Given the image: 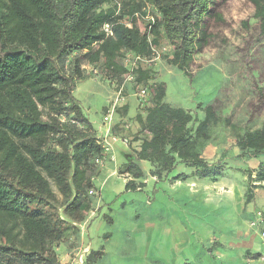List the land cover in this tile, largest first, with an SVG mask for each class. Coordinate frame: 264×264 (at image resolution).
<instances>
[{
    "label": "trees",
    "instance_id": "16d2710c",
    "mask_svg": "<svg viewBox=\"0 0 264 264\" xmlns=\"http://www.w3.org/2000/svg\"><path fill=\"white\" fill-rule=\"evenodd\" d=\"M247 2L264 36V0ZM112 3L0 0V264H58L56 246L72 224L88 216L92 200L87 193L99 175L94 160L102 150L73 97L76 84L98 70L103 79L121 85L124 54L148 58L160 39L171 48L166 64L191 77L194 56L207 41L204 20L215 0H123L119 15ZM145 6L150 15L142 10ZM135 13L146 33L135 23ZM125 15L131 27L121 22ZM147 16L152 21L142 20ZM105 25L111 36L102 30ZM133 76L134 87L148 88L134 155L151 165V176L160 180L181 166L190 175L180 173L171 181L221 177L224 158L209 163L203 157L210 128L219 123L231 129L240 155L262 153L255 169L243 171L245 203L255 189L264 191V126L241 129L229 118L219 120L211 106L203 108L199 120L165 103V85L153 80V68L138 65ZM118 175L129 178L125 191L143 187L135 184L143 174L134 162L123 164ZM100 256L90 252L86 264Z\"/></svg>",
    "mask_w": 264,
    "mask_h": 264
},
{
    "label": "crops",
    "instance_id": "0c3cea01",
    "mask_svg": "<svg viewBox=\"0 0 264 264\" xmlns=\"http://www.w3.org/2000/svg\"><path fill=\"white\" fill-rule=\"evenodd\" d=\"M124 89L126 100L113 121L111 150L96 177V180L102 177L115 179L116 183H121L120 187L118 183V190L113 191L105 203L99 199V190L105 180L97 185L93 180L94 189L99 194L91 198L96 215L86 227L83 237H79L78 229L70 230L65 240L56 246L58 263H66L78 246L86 244L91 252L101 253L95 264L100 263L113 233L95 234L93 223L97 220L95 225L105 224L111 228L121 219L123 241L130 244L126 251L129 264H261L254 256L264 254V191L257 188L249 203L244 200L246 177L243 171L256 167H227L223 176L215 180L188 178L171 181V177L180 173L190 175V169L179 166L166 178L157 180L151 176V165L137 161L134 155L140 142L141 124L138 119H144L146 106L135 98L129 83H125ZM113 96L114 91L107 105ZM90 123L96 135L105 129L102 118L97 126H93L94 122ZM126 123L130 126L128 131L123 129ZM144 133L149 134L148 131ZM124 137L129 140V145L121 141ZM115 145L119 151L128 152H121L123 164H143L144 167H139L143 177L135 180V184L143 183L140 190L125 191L129 179L118 175L123 164L116 158L115 147L112 148ZM116 183L111 185L114 187ZM103 207L107 214L102 212ZM127 211H130L129 214ZM115 212L118 213L117 219ZM257 212L262 213L260 217L256 216ZM99 215L101 218L98 219ZM98 239L102 240L101 245L97 243Z\"/></svg>",
    "mask_w": 264,
    "mask_h": 264
},
{
    "label": "rangeland",
    "instance_id": "374dc122",
    "mask_svg": "<svg viewBox=\"0 0 264 264\" xmlns=\"http://www.w3.org/2000/svg\"><path fill=\"white\" fill-rule=\"evenodd\" d=\"M122 1L113 0L112 5ZM142 10L150 15L149 6ZM210 12L211 16L204 20L207 41L194 56L191 77L166 64L164 59L170 56L171 48L167 41L160 39L156 48L159 59L152 64L155 75L153 80L165 85V103L172 108L188 111L193 117L202 120L203 108L211 106L219 120L229 118L232 125L241 129H258L264 126V36L259 34L258 21L253 17V7L247 0H215ZM125 21L126 15L121 22ZM140 65L148 68L143 63ZM85 69L89 71L88 66ZM127 83L135 95L137 88L132 81ZM115 87L114 81L103 79L98 70L87 80L76 84L73 97L84 117L89 122H94L93 126H97L98 120L102 118L104 106L112 98ZM144 104L148 106L147 96ZM210 135L211 139L203 151V157L209 163L223 157L227 170V167H256L259 160L263 159L260 152L240 155L228 127L219 123L212 125ZM114 147L118 162L123 164L122 153H128L127 150L119 151L117 145L112 146ZM135 163L138 167H144L142 163ZM104 178H95L94 184L105 180L99 190V199L106 203L112 192L118 190L117 184L120 187L121 183H116L115 179ZM113 182L116 183L114 187L111 185ZM52 189L56 192L53 186ZM96 193L97 197L98 190ZM102 212L106 213L104 207ZM129 212L127 211L128 214ZM117 214L115 212L116 219ZM96 221L94 222L98 223ZM122 221L118 219L111 228L105 224L97 226L93 223V233H113L111 243L105 247V257L98 264H129L130 258L126 251L130 244L123 241ZM97 241L102 244L101 239Z\"/></svg>",
    "mask_w": 264,
    "mask_h": 264
},
{
    "label": "built area",
    "instance_id": "2783aa9c",
    "mask_svg": "<svg viewBox=\"0 0 264 264\" xmlns=\"http://www.w3.org/2000/svg\"><path fill=\"white\" fill-rule=\"evenodd\" d=\"M124 5L123 3H118L117 4V11H116V15L122 14L124 12ZM133 17L136 19L135 23L137 24L139 30L141 32H147L145 29L144 24L142 23V21L140 20L138 14H134ZM152 19H150L149 16L145 17L144 21H149ZM125 26L127 27H131L132 22H131V17L126 16V21L122 22ZM102 30L106 33L107 36H111V32L109 29L108 25L103 26ZM149 40V38H148ZM156 45L151 46V50H152V54L150 57L148 58H142V57H138V56H133L130 53H125L124 54V58H123V65H124V69L126 70V74L124 76V80L123 83L119 86L116 87V90L114 91V96L113 99L108 103L105 112L103 114L102 117V125L105 128L103 132L99 133L98 135H96L97 138V144L100 146L101 150H102V156L95 159L94 163L98 166H101L105 156L110 152L111 150V140H114V138L112 137V129L114 127V118L117 114L118 109L123 106L125 104V94H124V88H125V83L127 82H131L133 81V74L134 71L136 70V68L138 67V65L140 64H145L146 66H148V68H152V64L159 59V54L156 51ZM148 94V88L147 87H137V92L135 94L136 99L140 102V104H144V99ZM130 126L128 123H126L123 126L124 130H129ZM137 139H135L136 141ZM121 141L125 144V145H129V140L127 138H123L121 139ZM123 177L125 179H129L127 177V175H123ZM88 196L90 198L92 197H96L97 193L95 189H91L88 191ZM91 208L90 211L88 213V216L86 217V219L80 223V224H72V230H79L80 235L79 237H83L84 235V231L86 229V227L88 226V224L90 223V221L95 217V214L97 212L96 208L91 204ZM257 217L261 216V212H257L256 213ZM91 250L88 244H86L85 246H78L77 249H75L70 257L69 260L64 263V264H86L87 263V257L89 256ZM257 260L261 263L264 264V254L259 255V257L257 258ZM61 264V263H58Z\"/></svg>",
    "mask_w": 264,
    "mask_h": 264
}]
</instances>
